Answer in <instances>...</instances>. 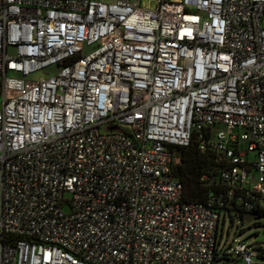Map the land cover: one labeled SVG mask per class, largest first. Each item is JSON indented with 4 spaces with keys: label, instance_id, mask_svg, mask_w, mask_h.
Listing matches in <instances>:
<instances>
[{
    "label": "built area",
    "instance_id": "2783aa9c",
    "mask_svg": "<svg viewBox=\"0 0 264 264\" xmlns=\"http://www.w3.org/2000/svg\"><path fill=\"white\" fill-rule=\"evenodd\" d=\"M146 1L0 0V264L264 257L219 235L264 215V0Z\"/></svg>",
    "mask_w": 264,
    "mask_h": 264
},
{
    "label": "trees",
    "instance_id": "16d2710c",
    "mask_svg": "<svg viewBox=\"0 0 264 264\" xmlns=\"http://www.w3.org/2000/svg\"><path fill=\"white\" fill-rule=\"evenodd\" d=\"M218 166L220 164L214 161L211 152L198 149L194 138L189 146L176 148L172 171L183 185L184 200L204 203L214 188L205 185L200 179L201 175L206 172L215 173Z\"/></svg>",
    "mask_w": 264,
    "mask_h": 264
},
{
    "label": "rangeland",
    "instance_id": "374dc122",
    "mask_svg": "<svg viewBox=\"0 0 264 264\" xmlns=\"http://www.w3.org/2000/svg\"><path fill=\"white\" fill-rule=\"evenodd\" d=\"M153 0H147L146 3H150ZM88 49H85L87 52ZM52 69L40 70L30 75L29 79H36L40 76H46ZM0 206H1V193H0ZM68 210L66 206L64 208ZM222 227V229H221ZM220 233L223 234V241H227L228 244H235L237 241H243L250 243L256 250L264 249V215H257L248 220H243L239 215L232 213V217H227L225 223L220 222ZM253 261L255 264H264V257L254 254ZM214 264H243V262L233 253L228 254L225 258L217 260Z\"/></svg>",
    "mask_w": 264,
    "mask_h": 264
},
{
    "label": "water",
    "instance_id": "95a60500",
    "mask_svg": "<svg viewBox=\"0 0 264 264\" xmlns=\"http://www.w3.org/2000/svg\"><path fill=\"white\" fill-rule=\"evenodd\" d=\"M253 216V213H246L245 214V218L246 219H249V218H251Z\"/></svg>",
    "mask_w": 264,
    "mask_h": 264
}]
</instances>
